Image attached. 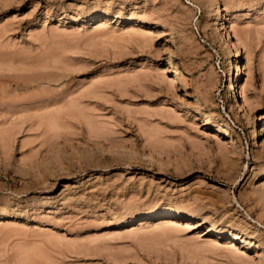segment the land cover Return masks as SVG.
<instances>
[{
  "label": "rangeland",
  "instance_id": "374dc122",
  "mask_svg": "<svg viewBox=\"0 0 264 264\" xmlns=\"http://www.w3.org/2000/svg\"><path fill=\"white\" fill-rule=\"evenodd\" d=\"M214 1L0 0V264H264V0Z\"/></svg>",
  "mask_w": 264,
  "mask_h": 264
},
{
  "label": "bare ground",
  "instance_id": "6f19581e",
  "mask_svg": "<svg viewBox=\"0 0 264 264\" xmlns=\"http://www.w3.org/2000/svg\"><path fill=\"white\" fill-rule=\"evenodd\" d=\"M219 2L217 1V0H215L214 2H211L210 4H209V6H208V9H209V11H211V12H215L216 14H217V16L219 17L220 16V14H219ZM222 4V3H221ZM223 29L225 30V35H226V37L228 38V40H226L227 42V44L225 45V48H226V46H227V48L229 49V50H231V48H234L235 47V42L233 41V38H231V28H230V30L228 29V26H224V24H223ZM234 32H235V34H236V36L238 37V39L240 40V41H243L244 39H245V37H247V34H248V32L246 31V30H238V29H235L234 30ZM232 34H233V32H232ZM223 35V34H222ZM224 36V35H223ZM234 36V35H233ZM235 39V38H234ZM234 45V46H233ZM233 46V47H232ZM228 49H227V52H228ZM225 50V49H224ZM226 51V50H225ZM228 53H230V52H228ZM174 66H175V64H174ZM175 70L177 71V72H179L180 73V68L176 65L175 66ZM230 87H234V85H233V83L231 82L230 83ZM263 127V129H264V126H262ZM262 129V130H263ZM255 132V131H254ZM256 134V133H255ZM3 210V209H2ZM156 210V209H155ZM4 213V212H3ZM150 213H153V215H157V213L154 211V210H151L150 211ZM149 214V213H148ZM147 214V215H148ZM171 220V219H170ZM172 222H174V221H172ZM176 223V222H175ZM188 223V222H187ZM184 224H185V222H184ZM183 224V225H184ZM196 224V223H195ZM193 225V224H192ZM184 226H186L187 227V225H184ZM195 227V226H194ZM192 228V227H191ZM198 228V227H197ZM258 245V244H257ZM235 246V245H234ZM259 246L261 247V246H264V244H262V243H259Z\"/></svg>",
  "mask_w": 264,
  "mask_h": 264
}]
</instances>
